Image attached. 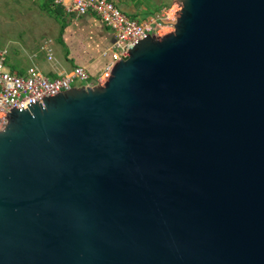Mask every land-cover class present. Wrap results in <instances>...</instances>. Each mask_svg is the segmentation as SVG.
I'll use <instances>...</instances> for the list:
<instances>
[{"label": "water", "instance_id": "obj_1", "mask_svg": "<svg viewBox=\"0 0 264 264\" xmlns=\"http://www.w3.org/2000/svg\"><path fill=\"white\" fill-rule=\"evenodd\" d=\"M109 80L0 130V264H264V0H177Z\"/></svg>", "mask_w": 264, "mask_h": 264}, {"label": "crops", "instance_id": "obj_2", "mask_svg": "<svg viewBox=\"0 0 264 264\" xmlns=\"http://www.w3.org/2000/svg\"><path fill=\"white\" fill-rule=\"evenodd\" d=\"M111 1L140 23L177 4V0H156L161 7L152 13L145 12L139 0ZM16 14L14 34L0 45V49L9 52L5 68L12 74L24 76L36 69L54 79L81 66L96 78L111 61L109 48L114 42V33L93 13L77 16L68 13L63 6H53L49 0H43L37 10H17ZM39 52L45 53L49 63L45 68L33 61L26 63L28 57L36 58Z\"/></svg>", "mask_w": 264, "mask_h": 264}, {"label": "built area", "instance_id": "obj_3", "mask_svg": "<svg viewBox=\"0 0 264 264\" xmlns=\"http://www.w3.org/2000/svg\"><path fill=\"white\" fill-rule=\"evenodd\" d=\"M53 6H63L68 13L83 16L95 14L114 33V42L109 48L111 61L104 72L94 78L84 67L77 66L71 72L54 79L48 78L36 69L24 76L7 71L5 60L7 49H0V130L7 124V114L12 109L29 110L43 103L45 98L54 97L75 86L105 84L111 77L115 64L128 57L130 50L150 35L163 36L164 31L174 30L180 10L175 4L140 23L128 17L111 0H49Z\"/></svg>", "mask_w": 264, "mask_h": 264}, {"label": "rangeland", "instance_id": "obj_4", "mask_svg": "<svg viewBox=\"0 0 264 264\" xmlns=\"http://www.w3.org/2000/svg\"><path fill=\"white\" fill-rule=\"evenodd\" d=\"M34 3L37 6H34ZM42 3L43 0H34V2L32 3L31 0H0V45H4L3 43L6 42L8 37L14 34L13 28L15 29L17 25L15 24L17 17L16 11H24L29 9L37 10ZM139 3L144 4L145 12L147 11L154 13L161 7L158 4L159 2H157L156 0H139ZM174 31L175 30L167 29L164 31V34H168ZM32 61L38 64H42V68H45V65H49V63L45 59L44 52H39L37 57L33 59H30L28 57L26 63L30 64Z\"/></svg>", "mask_w": 264, "mask_h": 264}]
</instances>
